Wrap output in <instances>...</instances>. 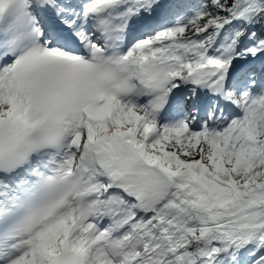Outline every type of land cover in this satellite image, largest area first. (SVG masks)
Here are the masks:
<instances>
[{
    "label": "snow or ice",
    "instance_id": "1",
    "mask_svg": "<svg viewBox=\"0 0 264 264\" xmlns=\"http://www.w3.org/2000/svg\"><path fill=\"white\" fill-rule=\"evenodd\" d=\"M0 264H264V0H0Z\"/></svg>",
    "mask_w": 264,
    "mask_h": 264
}]
</instances>
